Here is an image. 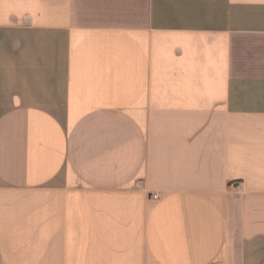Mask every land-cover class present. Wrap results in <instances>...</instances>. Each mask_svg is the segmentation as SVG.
I'll return each mask as SVG.
<instances>
[{
	"label": "crops",
	"instance_id": "crops-1",
	"mask_svg": "<svg viewBox=\"0 0 264 264\" xmlns=\"http://www.w3.org/2000/svg\"><path fill=\"white\" fill-rule=\"evenodd\" d=\"M4 56L0 264H264V0H0Z\"/></svg>",
	"mask_w": 264,
	"mask_h": 264
},
{
	"label": "rangeland",
	"instance_id": "rangeland-1",
	"mask_svg": "<svg viewBox=\"0 0 264 264\" xmlns=\"http://www.w3.org/2000/svg\"><path fill=\"white\" fill-rule=\"evenodd\" d=\"M15 35L12 33L7 35L8 39H13ZM7 48V47H6ZM8 52H13V48L10 47V49H6ZM19 61H15L14 59L8 58L4 56V58L1 61V78H0V100H2L4 103L0 101V112L8 109L15 103H11L12 100L18 96L22 95L26 90L27 93L31 91H37L39 95L43 94V91L45 88H47V84L42 82L44 80H41L40 78L36 79L39 81L38 85L34 84L32 81L33 76H26L25 74L28 73L30 68H24L21 67ZM46 81V80H45ZM25 85V88L23 86ZM6 100V102H5ZM46 106L49 105V103H45ZM50 107H53V104L50 103ZM52 110H57L56 108H52Z\"/></svg>",
	"mask_w": 264,
	"mask_h": 264
},
{
	"label": "built area",
	"instance_id": "built-area-1",
	"mask_svg": "<svg viewBox=\"0 0 264 264\" xmlns=\"http://www.w3.org/2000/svg\"><path fill=\"white\" fill-rule=\"evenodd\" d=\"M154 197H155V198H157V197H158V195H154Z\"/></svg>",
	"mask_w": 264,
	"mask_h": 264
}]
</instances>
